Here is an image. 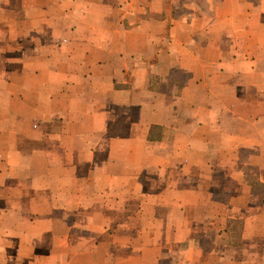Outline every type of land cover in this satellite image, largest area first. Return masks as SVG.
<instances>
[{
    "label": "crops",
    "instance_id": "obj_1",
    "mask_svg": "<svg viewBox=\"0 0 264 264\" xmlns=\"http://www.w3.org/2000/svg\"><path fill=\"white\" fill-rule=\"evenodd\" d=\"M10 1L0 264H264V0Z\"/></svg>",
    "mask_w": 264,
    "mask_h": 264
},
{
    "label": "rangeland",
    "instance_id": "obj_2",
    "mask_svg": "<svg viewBox=\"0 0 264 264\" xmlns=\"http://www.w3.org/2000/svg\"><path fill=\"white\" fill-rule=\"evenodd\" d=\"M16 1L17 0H11L10 1V6L13 8L14 13L8 14V16H6L7 14H4L6 17H9V16L17 17L18 16L19 7L17 6V2ZM204 1L205 0H175V2L178 5L182 6L181 9H177L176 10L175 15H178V13L192 14L193 9H195L196 6H199L201 8L203 6V4H204ZM215 1H217V0H215ZM0 18L5 19V17L2 15L1 11H0ZM8 19L10 21L12 18L9 17Z\"/></svg>",
    "mask_w": 264,
    "mask_h": 264
}]
</instances>
